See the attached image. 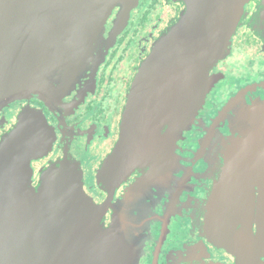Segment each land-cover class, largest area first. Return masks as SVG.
I'll use <instances>...</instances> for the list:
<instances>
[{"label": "water", "instance_id": "95a60500", "mask_svg": "<svg viewBox=\"0 0 264 264\" xmlns=\"http://www.w3.org/2000/svg\"><path fill=\"white\" fill-rule=\"evenodd\" d=\"M175 1L183 9L139 67L119 139L98 171L110 195L135 171L143 178L108 224L111 198L99 204L87 194L75 159L51 163L33 186L31 163L48 154L53 132L42 113L25 110L0 140V264H139L143 221L131 207L139 190L161 177L163 165L156 169L155 161L170 162L174 142L220 81L213 69L231 54L255 0ZM257 1L249 25L264 39V0ZM139 3L0 0V102L36 95L61 106L84 77H90L89 90ZM243 117L246 133L227 143L223 183L208 207L205 231L235 257L234 264H264V104Z\"/></svg>", "mask_w": 264, "mask_h": 264}, {"label": "flooded vegetation", "instance_id": "af4514ba", "mask_svg": "<svg viewBox=\"0 0 264 264\" xmlns=\"http://www.w3.org/2000/svg\"><path fill=\"white\" fill-rule=\"evenodd\" d=\"M257 3L255 0L248 6L249 14L233 38L231 54L214 67L213 72L222 75L221 79L210 89L191 127L174 142L172 159L155 161L156 169L163 165L162 178L143 186L131 207L135 217L141 215L143 221L139 264L235 263L226 248L211 240L205 223L208 207L223 183L227 143L233 136L246 133L243 115L256 103L264 102V87L239 96L242 88L264 81V39L249 25ZM182 9V3L175 0H140L96 78H91L90 89V77L82 78L63 98V105H50L36 95L0 102V140L27 109L42 113L53 132L48 154L31 163L33 186L51 163L65 156L73 158L83 170L87 194L99 204L111 198L105 219L106 224L111 221L116 207L144 173L135 171L110 195L99 183L98 171L119 139L127 95L139 67ZM258 194L256 186L255 200ZM253 231H257L256 224Z\"/></svg>", "mask_w": 264, "mask_h": 264}, {"label": "rangeland", "instance_id": "374dc122", "mask_svg": "<svg viewBox=\"0 0 264 264\" xmlns=\"http://www.w3.org/2000/svg\"><path fill=\"white\" fill-rule=\"evenodd\" d=\"M261 82H264V81H261ZM255 85V84H254ZM252 88H253V84L251 85V86H248V88H242V90H240V91H249V90H252ZM256 104H264V102H260V103H256ZM255 104V105H256ZM236 136H238V135H236ZM233 137H235V136H233ZM157 180H155V182H156ZM102 186V185H101Z\"/></svg>", "mask_w": 264, "mask_h": 264}]
</instances>
